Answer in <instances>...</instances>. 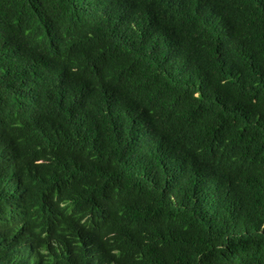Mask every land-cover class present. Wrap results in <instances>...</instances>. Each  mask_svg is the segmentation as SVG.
<instances>
[{"label":"trees","instance_id":"1","mask_svg":"<svg viewBox=\"0 0 264 264\" xmlns=\"http://www.w3.org/2000/svg\"><path fill=\"white\" fill-rule=\"evenodd\" d=\"M0 264H264V0H0Z\"/></svg>","mask_w":264,"mask_h":264}]
</instances>
